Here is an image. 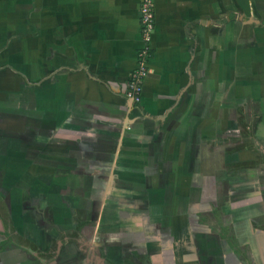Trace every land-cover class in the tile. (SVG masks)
<instances>
[{
    "label": "crops",
    "instance_id": "1",
    "mask_svg": "<svg viewBox=\"0 0 264 264\" xmlns=\"http://www.w3.org/2000/svg\"><path fill=\"white\" fill-rule=\"evenodd\" d=\"M34 1L25 15L11 0L36 68L20 67L22 144L4 147L28 181L0 164V264H239L189 227L215 204L264 264V0H153L139 104L125 93L140 0ZM248 136L259 154L236 148Z\"/></svg>",
    "mask_w": 264,
    "mask_h": 264
},
{
    "label": "rangeland",
    "instance_id": "2",
    "mask_svg": "<svg viewBox=\"0 0 264 264\" xmlns=\"http://www.w3.org/2000/svg\"><path fill=\"white\" fill-rule=\"evenodd\" d=\"M24 7L26 9L25 15H29L30 12L35 9V1L34 0H25L20 2V8ZM17 11V6L15 5V2H11V0H0V164H6L11 165V168L9 169V173L11 175L16 176L14 178L13 184H18L16 187L21 185V182L28 181L23 179L21 174L25 170L24 167H22L21 161L18 162L19 155L15 154V159L10 161L7 157H4V151L5 150V142L7 144H11V142L15 144H22L23 140V133L21 128V114L22 106L21 102L26 100V92L24 91L23 81L20 77V67L21 64L26 65V69L29 70L36 68V54L34 55L31 51L29 52V49H27V44H21V36L20 31L23 28L24 22L23 18L21 17V12ZM27 10L29 11L27 14ZM26 20V17L24 18ZM25 27V26H24ZM20 38V40H19ZM19 40V42L17 41ZM11 41V43H10ZM22 49H25L23 51ZM19 74V75H18ZM24 93V95H21ZM26 93V94H25ZM254 106V105H253ZM32 108V106H30ZM28 108V109H30ZM256 109V105H255ZM258 109V108H257ZM29 112V111H28ZM33 112V111H30ZM24 114L27 112L24 110ZM31 115V114H30ZM240 131L244 133V129L240 128ZM253 130L249 131L248 134L252 135ZM238 139V138H237ZM244 143L242 140H237L236 148L238 150L246 149L250 153H254L258 151V147L254 145V139L250 136L245 137ZM5 147V148H4ZM14 149L20 150V147L17 145H13ZM259 154V153H258ZM4 158L3 162L2 159ZM255 161V167L258 169L257 164L259 162ZM10 163V164H8ZM13 163V165H12ZM14 166V168H12ZM260 168V167H259ZM13 169V170H12ZM31 169V167H30ZM3 171V167L0 165V172ZM260 175L264 177V172H260ZM259 175V176H260ZM10 179V177H8ZM260 178V177H259ZM16 179V180H15ZM1 180H4L5 178H0ZM138 184L141 182L142 179H134ZM16 181V182H15ZM25 183V182H24ZM260 186H263L264 190V180L260 178L259 182ZM0 189L3 190L2 187ZM155 190L152 188V191ZM9 191V190H8ZM7 192V191H5ZM96 189L93 185L92 193L89 194V196L93 199L92 204L97 203L98 197L100 196L98 193H95ZM15 193V192H14ZM149 196V195H148ZM178 195L168 194V218L172 217L174 213V210L177 209V206H180V202L177 200ZM5 198V195H2L0 192V201H2ZM19 196H15V200L18 201ZM90 198V199H91ZM150 201H154V197H148ZM237 203V202H236ZM225 205V204H220ZM239 205V204H237ZM213 208L209 211H203L200 214H197L196 211L190 212V219L192 220L189 222L190 225H193V227L196 226V223L198 224V227L204 226V229L213 231L216 230L219 233L220 238L222 241L224 240V248L225 250L229 251V253L234 254L236 256L237 261L239 264H255L251 263V259H249V248L247 246H244L242 241L237 240L238 236H236L234 229L230 224L224 225L222 224L221 215H225L228 213H225L224 208H219L216 204L215 206H212ZM240 209V208H239ZM236 209V210H239ZM172 210V211H171ZM232 210V208H231ZM174 217V216H173ZM239 218V217H238ZM256 220H252L254 222ZM205 224V225H202ZM195 224V225H194ZM176 241V239H175ZM176 243L174 242L173 249H175ZM151 252H154V250ZM260 253H264L263 250H260ZM171 255V253H170ZM248 257V258H247ZM169 259V257H168ZM136 264H146V259L140 257H136ZM190 264H195L190 263Z\"/></svg>",
    "mask_w": 264,
    "mask_h": 264
},
{
    "label": "built area",
    "instance_id": "3",
    "mask_svg": "<svg viewBox=\"0 0 264 264\" xmlns=\"http://www.w3.org/2000/svg\"><path fill=\"white\" fill-rule=\"evenodd\" d=\"M154 24L153 0H140L139 27L143 45L137 54L136 68L131 72L126 89V98L133 104L142 99L143 82L147 75V61L151 50V34Z\"/></svg>",
    "mask_w": 264,
    "mask_h": 264
}]
</instances>
